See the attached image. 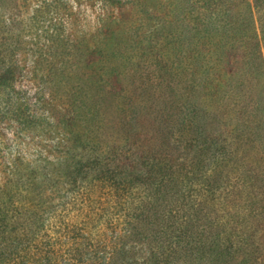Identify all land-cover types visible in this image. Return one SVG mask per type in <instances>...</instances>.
<instances>
[{
    "label": "trees",
    "instance_id": "trees-1",
    "mask_svg": "<svg viewBox=\"0 0 264 264\" xmlns=\"http://www.w3.org/2000/svg\"><path fill=\"white\" fill-rule=\"evenodd\" d=\"M211 2L212 9L196 15L190 40L188 66L203 74H188L179 61L180 73L172 76L164 66L153 88L137 64V90L115 107L121 119L111 149L105 143L100 154L97 129L92 138L73 134L72 148L79 153L63 165L71 193L80 182L91 186L85 202L92 209L56 238H39L32 219L41 216L26 209L18 243L10 254H0V264H259L254 227L264 219V165H256L264 164V110L251 89L264 66V25L258 34L250 19L232 13L227 0ZM14 45L10 53L0 51V94L7 101L0 123L8 118L30 128L35 116L15 84ZM238 50L234 75L221 82L219 74L208 73ZM77 89L70 96L77 122L92 120L105 128L97 121L105 96L82 97ZM251 156L253 164L247 163ZM238 197L242 206L232 209L228 221L226 208ZM234 216L242 219L239 231Z\"/></svg>",
    "mask_w": 264,
    "mask_h": 264
},
{
    "label": "rangeland",
    "instance_id": "rangeland-1",
    "mask_svg": "<svg viewBox=\"0 0 264 264\" xmlns=\"http://www.w3.org/2000/svg\"><path fill=\"white\" fill-rule=\"evenodd\" d=\"M227 1L232 13L240 12L250 19L260 34L264 0ZM212 7L211 0H0V51L7 48L10 53L14 42L15 84L21 96L29 100L30 114L35 116L30 128L8 118L0 123V254H10L17 245L26 209L41 216L32 219L33 228L38 227V233L40 229L39 238H56L65 234L69 225L81 223L93 203L85 202L90 199L87 192L91 186H81L80 182L76 194L70 192L68 169L63 165L79 153L72 148L73 134L87 132L92 138L97 129L95 139L102 155L105 143L110 150L117 138L121 118L115 107L119 99L124 101L137 90L140 82L135 81L140 73L147 87L153 88L155 75L164 66L172 76L180 73L179 61L189 67L188 74H203L188 66L193 65L190 40L196 15ZM238 53L230 62L223 61L218 72L208 73L219 74L221 82L234 75L240 66ZM137 64L140 73L135 72ZM101 73L102 77L106 73L102 87L96 80ZM258 77L260 81L251 91L264 110V66ZM89 83L92 86H87ZM77 88L82 97L92 93L105 96L97 116L99 127L105 128L100 130L92 120L77 122L70 97ZM243 95L242 107L246 108L249 95ZM2 97L0 94V112L7 105ZM86 141H90L88 137ZM255 157H249L247 163L253 164ZM30 186L32 195L27 194ZM93 190L90 196L95 201L97 193ZM240 200L238 197V203L226 208L228 221L234 215L232 209L241 208ZM233 219L232 225L238 230L242 219ZM254 231V239L260 243L256 245L258 263L264 264V219L256 223Z\"/></svg>",
    "mask_w": 264,
    "mask_h": 264
}]
</instances>
